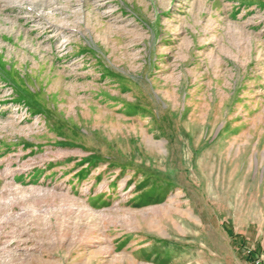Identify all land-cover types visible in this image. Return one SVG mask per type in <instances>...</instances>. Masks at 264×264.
<instances>
[{
	"label": "rangeland",
	"instance_id": "374dc122",
	"mask_svg": "<svg viewBox=\"0 0 264 264\" xmlns=\"http://www.w3.org/2000/svg\"><path fill=\"white\" fill-rule=\"evenodd\" d=\"M264 254V0H0V264Z\"/></svg>",
	"mask_w": 264,
	"mask_h": 264
},
{
	"label": "built area",
	"instance_id": "2783aa9c",
	"mask_svg": "<svg viewBox=\"0 0 264 264\" xmlns=\"http://www.w3.org/2000/svg\"><path fill=\"white\" fill-rule=\"evenodd\" d=\"M245 254L246 264H264V254L261 251L247 249Z\"/></svg>",
	"mask_w": 264,
	"mask_h": 264
}]
</instances>
